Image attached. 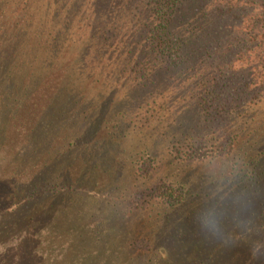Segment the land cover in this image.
Returning <instances> with one entry per match:
<instances>
[{
    "label": "trees",
    "instance_id": "trees-1",
    "mask_svg": "<svg viewBox=\"0 0 264 264\" xmlns=\"http://www.w3.org/2000/svg\"><path fill=\"white\" fill-rule=\"evenodd\" d=\"M0 264H264V0H0Z\"/></svg>",
    "mask_w": 264,
    "mask_h": 264
},
{
    "label": "rangeland",
    "instance_id": "rangeland-1",
    "mask_svg": "<svg viewBox=\"0 0 264 264\" xmlns=\"http://www.w3.org/2000/svg\"><path fill=\"white\" fill-rule=\"evenodd\" d=\"M9 134H12V132H11V133H9Z\"/></svg>",
    "mask_w": 264,
    "mask_h": 264
}]
</instances>
